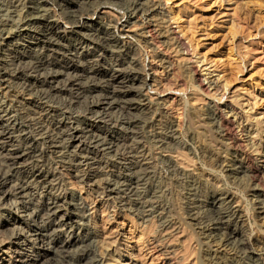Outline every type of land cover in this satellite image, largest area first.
Masks as SVG:
<instances>
[{"label": "bare ground", "instance_id": "6f19581e", "mask_svg": "<svg viewBox=\"0 0 264 264\" xmlns=\"http://www.w3.org/2000/svg\"><path fill=\"white\" fill-rule=\"evenodd\" d=\"M107 1L0 0V43L3 44L0 54V209L15 212L20 217L14 222L1 223L0 219V224H12L15 228L9 246L3 249L10 257L7 264H42V260L51 255L59 256L61 264H102L93 256L95 232L86 229L92 211L89 199L72 187L70 191L58 192L69 180L59 175L50 162L51 156L69 158V170L77 182L85 185L106 173L104 168L109 169V166L103 167L101 157L112 155L118 165L107 172L112 171L113 178L104 179L96 194L114 203L118 195H124L118 204L120 210L140 211L142 220L156 213L153 201L156 192L147 189L154 178L150 165L152 148L158 151L159 159L176 181L181 185L186 179L191 180L193 190L200 185L189 168L195 155L202 154L213 169H224L222 159L210 149L192 147L193 150H188L182 139L185 127L182 118L171 116L167 124L154 121V117H146L143 122L139 118H128L139 112L150 115L145 102L149 97H166L159 89L163 86L159 80L170 59L156 49L163 45L184 54H189L186 48L194 49L192 43L186 44L182 36L169 27L171 21L178 20L177 16L168 19L170 0H119L120 4L111 3L117 7L113 13L104 7L110 4ZM156 15H162L163 24H169L167 32L171 39L165 38L153 23ZM131 25H142L140 39L154 54L152 60L144 62L131 57L138 50V45L125 40L130 35L127 28ZM161 35L164 39L157 41ZM89 43L100 49L99 55L86 51ZM108 59L114 61L110 72L96 69L99 62ZM97 79L101 81L95 83ZM194 81L198 84L196 89L209 97L210 121L218 129L223 125L233 127L230 116L235 109L228 106L229 111L224 113L215 106L223 102L224 95L219 102L211 96L207 91L211 85L206 86L196 70ZM11 83L17 84L29 97L25 102L19 101L21 105H33L30 100L38 98L46 104L63 106L58 109L42 104L32 111L34 115L40 113L46 121L55 120L48 127L35 116H30L27 122L44 148H39L38 139L30 135L29 128L19 122L12 110L7 99ZM211 83H215L214 80ZM153 89L157 90L153 92ZM81 99L86 100V109L82 117L76 118L72 116V109ZM113 110H121L128 117L107 120L106 116ZM146 132L151 148L141 139ZM227 134L228 129L220 130L221 137ZM234 157L227 172L235 173L242 168L238 166L237 162H241L238 156ZM63 164L66 167L67 163L63 161ZM253 173L263 190L260 202L264 205V164ZM69 184L72 185L70 181ZM38 194L42 201L36 199ZM211 196L209 208L215 214L202 228V233L224 245H233L234 251L245 259L264 264L251 256L257 244L264 250V240L258 242L239 233L244 215L235 205V199L215 189ZM224 203L228 205L226 209H222ZM35 205L38 207L34 209ZM24 222H29L27 231L23 230ZM77 226L83 232H74ZM64 231H67L66 238H61ZM76 246L80 248L70 250ZM145 247L154 258H162L170 251L151 238Z\"/></svg>", "mask_w": 264, "mask_h": 264}, {"label": "rangeland", "instance_id": "374dc122", "mask_svg": "<svg viewBox=\"0 0 264 264\" xmlns=\"http://www.w3.org/2000/svg\"><path fill=\"white\" fill-rule=\"evenodd\" d=\"M108 1L110 4L104 6L106 10L116 12L117 7L112 4H120L119 0ZM167 9L168 19L177 16L178 20L171 21L169 26L163 24L162 15H156L153 23L158 25V30L169 40L171 34L167 32L168 26L174 28L186 44L190 42L194 46L193 51L186 48L185 52L189 50V54L167 49L163 45L156 49L170 59L164 65L159 80L163 85L159 89L167 98L157 99L153 95L145 100L151 113L148 116L139 112L128 117L121 110H113L106 119L123 116L139 118L143 122L146 117H154V121L167 124L171 116L180 117L185 123L182 139L188 150H193L192 147L210 149L222 159L223 171L220 168L213 169L202 154L195 155V161L190 162L189 168L195 173V179L200 185L193 190L189 182L191 180L186 179L181 185L176 181L167 165L159 159L158 151L152 148L150 165L154 178L150 180L147 189L156 192L153 197L156 213L145 220L141 219L140 211L120 210L118 204L124 195H118L116 203L97 196L96 192L102 187L103 180L113 178L110 175L112 171H107L114 170L118 165L109 154L101 157L103 167L109 166V169L104 168L106 173L85 185L77 182L69 170V158L51 156L50 162L58 169L59 175L72 183L70 185L69 181L66 182L58 192L70 191L72 187L88 197L92 211L86 229L95 232L92 238L95 246L93 256L100 259L102 264H258L238 255L233 245H224L204 235L202 228L214 218L215 213L209 208V203L212 190L215 189L224 196L234 198L235 205L244 215V223L238 228L239 233L258 242L264 240V205L260 202L263 190L258 186L259 179L253 173L264 164V0H170ZM140 26H129L127 30L131 32L125 40L138 45V50L131 57L145 62L152 60L154 54L141 41ZM86 32L89 33V29ZM163 39L162 35L156 38L157 41ZM89 44L86 51L91 55H99L100 49ZM113 64L112 60H103L97 64L99 67L96 69L110 72ZM137 69L141 75H145L141 68ZM194 70L206 82V86L211 85L207 91L218 102L224 95L223 102L215 105L216 108L224 113L229 111L228 106L235 109L230 116L234 121L233 127L223 125L218 129L210 121L209 97L196 89L198 84L194 81ZM213 80L215 83H211ZM100 81L97 79L95 83ZM156 90L153 89V92ZM7 99L19 122L29 128L30 135L36 139L38 136L34 129L27 126L30 116L44 121L47 127L55 120L46 121L40 113L34 115L32 111L42 104L45 107L63 108L60 104H46L38 98L30 100L33 105H21L19 101L25 102L29 97L15 83H11ZM86 105L84 99L77 102L73 106L72 116L82 117ZM223 129H228L224 138L220 136V130ZM141 139L151 148L148 132ZM38 142L39 148H44L40 139ZM234 156H238L241 162L237 163L242 168L230 173L227 171L231 168L230 162ZM63 161L67 163L66 167ZM36 199L42 201L40 194ZM36 199L35 204H38ZM25 201L29 205V201ZM33 207L35 209L38 206ZM227 207L225 203L222 205V209ZM0 219L4 223L18 221L20 217L15 212L0 209ZM28 225L29 222L22 223L24 231H27ZM14 229L12 224H0V264H7L10 259L3 249L9 246ZM81 230L77 226L74 232H83ZM66 235L67 231L62 232L61 238H66ZM149 238L168 247L169 253L162 258H154L145 247ZM79 248L76 246L70 250L76 251ZM251 256L259 262L264 261V250L260 244L255 245ZM60 261L59 256L51 255L43 259L42 264H61Z\"/></svg>", "mask_w": 264, "mask_h": 264}]
</instances>
